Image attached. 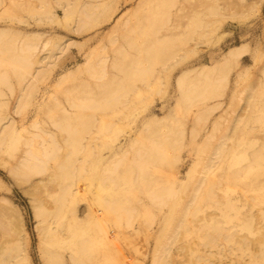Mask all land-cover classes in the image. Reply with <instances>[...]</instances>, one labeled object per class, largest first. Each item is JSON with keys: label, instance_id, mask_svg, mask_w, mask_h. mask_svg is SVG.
Returning a JSON list of instances; mask_svg holds the SVG:
<instances>
[{"label": "rangeland", "instance_id": "rangeland-1", "mask_svg": "<svg viewBox=\"0 0 264 264\" xmlns=\"http://www.w3.org/2000/svg\"><path fill=\"white\" fill-rule=\"evenodd\" d=\"M0 264H264V0H0Z\"/></svg>", "mask_w": 264, "mask_h": 264}, {"label": "bare ground", "instance_id": "bare-ground-1", "mask_svg": "<svg viewBox=\"0 0 264 264\" xmlns=\"http://www.w3.org/2000/svg\"><path fill=\"white\" fill-rule=\"evenodd\" d=\"M67 12H65L66 14ZM27 48H29L28 53H30V51H33L36 49V44H27ZM248 53V48L246 45H239V46H234L231 47L230 49H228L224 55L226 58V62L227 63H235L238 64V62L241 60V58H243L245 55H247ZM207 67V66H204ZM207 169L211 168L212 166H210L209 164L206 165ZM214 171V170H213ZM71 186V185H70ZM253 230H256V227H252Z\"/></svg>", "mask_w": 264, "mask_h": 264}]
</instances>
